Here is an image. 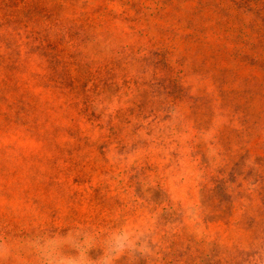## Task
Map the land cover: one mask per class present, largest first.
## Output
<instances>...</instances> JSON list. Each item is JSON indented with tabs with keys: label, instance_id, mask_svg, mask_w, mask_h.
<instances>
[{
	"label": "rangeland",
	"instance_id": "rangeland-1",
	"mask_svg": "<svg viewBox=\"0 0 264 264\" xmlns=\"http://www.w3.org/2000/svg\"><path fill=\"white\" fill-rule=\"evenodd\" d=\"M0 264H264V0H0Z\"/></svg>",
	"mask_w": 264,
	"mask_h": 264
}]
</instances>
